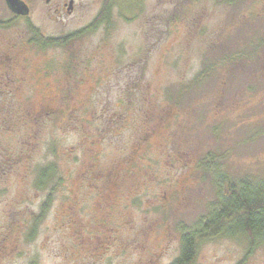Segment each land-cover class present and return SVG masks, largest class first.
I'll return each mask as SVG.
<instances>
[{
  "label": "rangeland",
  "instance_id": "374dc122",
  "mask_svg": "<svg viewBox=\"0 0 264 264\" xmlns=\"http://www.w3.org/2000/svg\"><path fill=\"white\" fill-rule=\"evenodd\" d=\"M75 1L69 14L33 0L34 26L65 36L106 3ZM107 1L111 25L67 47L42 50L22 20L0 28L14 58L0 82V264H170L182 227L218 199L201 159L264 177V0ZM123 105L129 123L100 131ZM52 161L54 200L31 236L47 193L36 170ZM82 236L111 247L88 251ZM249 250L246 236L212 237L191 264H264L263 246Z\"/></svg>",
  "mask_w": 264,
  "mask_h": 264
},
{
  "label": "trees",
  "instance_id": "16d2710c",
  "mask_svg": "<svg viewBox=\"0 0 264 264\" xmlns=\"http://www.w3.org/2000/svg\"><path fill=\"white\" fill-rule=\"evenodd\" d=\"M111 10L112 1H106L93 23L65 36L47 37L34 27L33 43L42 50L50 47H67L75 38H79L85 33L96 31L102 24L110 26ZM239 56H243V52ZM210 71L206 68L195 77V80L197 82L203 81L209 76ZM120 107H124L126 110L120 113H113L105 109L102 112L99 119L104 120V126L107 128L100 131H110L113 124L115 126L114 132H118L121 131L124 125L129 123L131 110L125 105ZM87 121L91 122L90 119H87ZM113 121H115V124ZM98 128L100 129L101 126H98ZM137 150L135 148L133 152ZM137 158L138 153H134L131 158L128 157L130 166L134 164V160ZM221 159L220 156L209 153L197 164V167L210 169L215 173L214 186L218 199L212 204L207 216L202 217L191 224V226L182 227L181 250L179 256L170 264H191L202 241L221 235L246 236L249 240L250 252L258 245L264 247V177H255L253 175L231 177L220 164ZM90 166L87 165L88 172L91 169ZM57 172L58 165L54 161L41 165L36 170L34 186L38 191L47 193L40 205V211L35 218V222L32 223V235L36 232L37 223L46 215L51 200H54L53 193L55 188L51 187V182Z\"/></svg>",
  "mask_w": 264,
  "mask_h": 264
},
{
  "label": "flooded vegetation",
  "instance_id": "af4514ba",
  "mask_svg": "<svg viewBox=\"0 0 264 264\" xmlns=\"http://www.w3.org/2000/svg\"><path fill=\"white\" fill-rule=\"evenodd\" d=\"M39 1L42 2V4H46V5L51 4V7L56 13L58 12L61 13L62 11H65L71 14L75 10V3H76L75 0H39ZM33 14H34L33 0H0V28L1 27L11 28L17 24L18 20H22L26 24L28 32L31 33V36L29 39L30 42L33 41V38H32L33 28L35 27L34 20H33ZM93 20L91 23H93ZM0 44H1V41H0ZM2 55L3 54H1L0 52V82L2 81L1 80L2 79V75H1L2 68L14 67L12 66L11 60H10L14 58H12L11 55H5L3 58ZM1 87L3 88L2 84L0 83V88ZM100 204L104 205L105 200H101ZM109 207H111V205ZM32 233H33V224L29 231V234L31 236H32ZM99 239L100 238L98 236H96L94 239L93 237L86 238L85 236H82V241L86 242L87 244V246H84V248L87 249L88 251L95 249L97 250V252H101V250L99 249H102V248H103L102 249L103 251H108V248H110L111 246L100 244ZM88 242H92V244L89 245Z\"/></svg>",
  "mask_w": 264,
  "mask_h": 264
}]
</instances>
